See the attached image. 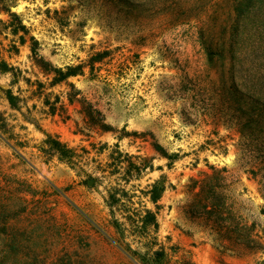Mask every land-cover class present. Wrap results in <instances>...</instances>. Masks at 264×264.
I'll use <instances>...</instances> for the list:
<instances>
[{
    "label": "rangeland",
    "instance_id": "obj_1",
    "mask_svg": "<svg viewBox=\"0 0 264 264\" xmlns=\"http://www.w3.org/2000/svg\"><path fill=\"white\" fill-rule=\"evenodd\" d=\"M157 11L0 0V61L14 69L0 87L19 99L0 90V264H147L158 249L163 264L264 260V137L239 131L230 0ZM78 64L51 84L52 67ZM146 210L156 228H141Z\"/></svg>",
    "mask_w": 264,
    "mask_h": 264
},
{
    "label": "trees",
    "instance_id": "obj_2",
    "mask_svg": "<svg viewBox=\"0 0 264 264\" xmlns=\"http://www.w3.org/2000/svg\"><path fill=\"white\" fill-rule=\"evenodd\" d=\"M115 1L140 14L152 8H156L157 12L165 11L178 0ZM230 3L234 18L228 28L229 77L231 88L236 94V102L239 104L236 116L241 118L239 131L251 138L255 136L262 138L264 137V0H230ZM11 16L16 15L11 13ZM19 28L24 29V26L19 25ZM11 31L16 34L18 28L12 27ZM18 38L20 44L25 42L23 35H19ZM37 44V40L31 38L30 50L37 62H43L36 59ZM208 54L210 56L213 52L208 49ZM105 55V52L97 53L92 61H99ZM43 64L48 66L46 62ZM13 71L12 66L5 61H0V72L14 74ZM51 71L54 73L51 84H56L81 72V66L79 64L68 65L64 69L52 67ZM0 90L4 93L9 105L17 108L19 99L12 93V90L1 87ZM45 143L49 145V151L57 153L60 159L71 158L72 150L59 140L47 134ZM155 148L169 159L177 157L176 154L168 155L159 145H155ZM262 152L264 154V147ZM163 190L164 186L160 182L154 183L148 191L150 201L157 203ZM148 225L157 227L154 213L150 210H146L140 220L141 228H146ZM164 256L163 249L155 250L152 263L147 264H163ZM141 261L145 264L147 262L144 257H141Z\"/></svg>",
    "mask_w": 264,
    "mask_h": 264
},
{
    "label": "crops",
    "instance_id": "obj_3",
    "mask_svg": "<svg viewBox=\"0 0 264 264\" xmlns=\"http://www.w3.org/2000/svg\"><path fill=\"white\" fill-rule=\"evenodd\" d=\"M160 202H162V197H161ZM229 262H230V260H229ZM229 264H238V263H234V262H232V263H229Z\"/></svg>",
    "mask_w": 264,
    "mask_h": 264
},
{
    "label": "built area",
    "instance_id": "obj_4",
    "mask_svg": "<svg viewBox=\"0 0 264 264\" xmlns=\"http://www.w3.org/2000/svg\"><path fill=\"white\" fill-rule=\"evenodd\" d=\"M260 264H264V260Z\"/></svg>",
    "mask_w": 264,
    "mask_h": 264
}]
</instances>
